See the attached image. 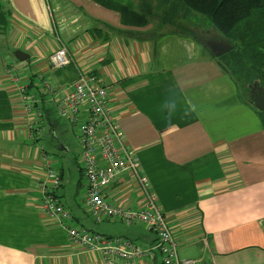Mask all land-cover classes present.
<instances>
[{
  "label": "crops",
  "instance_id": "0c3cea01",
  "mask_svg": "<svg viewBox=\"0 0 264 264\" xmlns=\"http://www.w3.org/2000/svg\"><path fill=\"white\" fill-rule=\"evenodd\" d=\"M141 3L135 0L133 7L146 12ZM0 4L12 27L1 34L10 32L5 41L10 51L16 49L0 59V264H107L76 243L69 228L116 236L117 224L124 223L93 218L84 201L80 160L74 178L67 157L72 144L56 136L61 121L51 112L58 109L44 78L58 90L69 89L80 70L96 73L108 88L110 106L158 195L180 257L203 258L206 264H264V127L250 95L236 93V78L218 62L217 47L229 42L213 25L196 26L188 36L150 18L143 25L125 24L119 11L94 0ZM52 32L60 44L43 37ZM60 46L69 49L74 63L54 68L50 54ZM15 73L19 81L13 80ZM29 81L54 135L48 142L62 150L63 164L47 150L44 134L38 137L30 129L33 116L25 111L19 89ZM43 152L61 175L57 195L72 219L44 211ZM66 173L72 182L65 185ZM107 192L116 205L139 206L128 173ZM89 218L94 224H87ZM126 227L119 236L144 249L155 243L156 234L143 224ZM137 264H161V254L154 251Z\"/></svg>",
  "mask_w": 264,
  "mask_h": 264
},
{
  "label": "built area",
  "instance_id": "2783aa9c",
  "mask_svg": "<svg viewBox=\"0 0 264 264\" xmlns=\"http://www.w3.org/2000/svg\"><path fill=\"white\" fill-rule=\"evenodd\" d=\"M50 62L54 68H64L72 65L74 58L66 46H60L50 54ZM7 72H13L11 65L7 67ZM13 80L19 81L20 76L15 73ZM44 84L61 117L71 120L76 126V137L82 148L79 160L87 179L84 201L93 218L98 222L113 218L127 225L140 223L157 237L155 243L145 249L128 237L107 236L85 227H70L71 238L87 250L100 254L107 264H137L139 259L152 255L154 251L160 252L161 264H206L203 258L180 257L179 244L159 204L158 195L150 179L141 171L140 158L127 145L125 132L110 106L109 90L99 76L80 70L77 80L69 89L63 90H58L46 78ZM19 89L25 111L33 116L30 129L41 136L46 128L43 108L38 105L30 81L20 84ZM43 162L46 180L41 187L45 213L49 217L72 219V214L65 209L57 195L62 184L60 173L45 152ZM127 173L136 184L140 196L137 209L116 205L108 199V187L115 180L123 179Z\"/></svg>",
  "mask_w": 264,
  "mask_h": 264
},
{
  "label": "trees",
  "instance_id": "16d2710c",
  "mask_svg": "<svg viewBox=\"0 0 264 264\" xmlns=\"http://www.w3.org/2000/svg\"><path fill=\"white\" fill-rule=\"evenodd\" d=\"M94 1L119 11L125 24L143 25L148 23V19L143 13L123 4L122 0ZM143 1L150 2V5L157 2L156 8L163 10L166 16L165 21H168L170 24H172L171 19L181 11L184 14L193 11L207 18L214 28L228 40L231 47L228 52L217 57L223 70L232 77L242 81L246 85V88L250 90L251 85H254V83L262 85L264 89V0ZM7 23L6 11L0 4V34L6 28ZM257 112L264 127V110H257ZM43 114L46 116V111L44 112L43 110ZM42 149L44 150V146ZM81 150L82 148L80 149L79 157ZM67 211L71 213L70 210Z\"/></svg>",
  "mask_w": 264,
  "mask_h": 264
},
{
  "label": "rangeland",
  "instance_id": "374dc122",
  "mask_svg": "<svg viewBox=\"0 0 264 264\" xmlns=\"http://www.w3.org/2000/svg\"><path fill=\"white\" fill-rule=\"evenodd\" d=\"M141 1H142V3H141L142 6L143 5L145 6L146 12L138 10L139 12L143 13V15L147 19H149V18L152 19V21L156 24H162L163 26H169V22L165 21L166 16H165V13L163 12V10L156 8V6L158 4L157 2H154V3H152V5H150L149 2L145 3V2H143V0H140V2ZM122 3L129 6V7H133L135 0H122ZM190 12L191 13H189V14H184L181 11L178 14H176L173 19H171L172 20L171 23L173 25H175V28H171V29L169 27H162V28L163 29L168 28L172 31H176V32L188 35V36L189 35L194 36L192 31H193V28L196 26L201 27V29H203V30L213 28L211 22L207 18H205L204 16H202L198 13H195L193 11H190ZM167 18L169 20L168 14H167ZM197 20L199 22H197ZM195 23H196V25H195ZM11 28H12L11 25L8 24L6 30L9 31ZM9 33L10 32H8L5 35L0 34V59L6 58L7 54L8 55L15 54L16 49H11V51H10V49L7 46V42L5 41L6 35H8ZM156 33H159V30H157ZM58 36H59V34H55L54 32H52V33H49L48 35H44L43 37L47 38V40L52 42V44H53V42L60 44L61 42H58ZM61 36H62L63 41L67 42L65 37L62 34H61ZM10 52H12V53H10ZM9 60L10 59H8L7 62H9ZM234 81L236 84V93H239L241 98L242 97L244 98L246 95H252L250 89L246 88L245 84L242 81H240L238 79H234ZM46 103L47 104L51 103V100L49 99V97L47 98ZM51 112H52V114L56 120L61 121L57 124L56 136L57 137L61 136L63 138V140L64 139L69 140L72 144L71 151L68 153L67 157H69V160H70L69 163L71 162V164L73 165V168L75 170V172H74L75 177L74 178H76L79 175V171H80V168L77 164V163H79V161H77V160L79 158V153H80V150H79L80 144H79L78 139L76 137L77 136L76 126L72 124L71 120H68L66 118L61 117V115L59 114V112H57V110L52 109ZM258 117H259V115H258ZM45 123H46L47 128L43 132L44 135H43L42 141H44L46 143L47 150L51 152L52 156L56 159V161L60 164H63V159H62V157H60V153L62 152V150L58 149L56 146L53 147V149H51L52 145L50 146L48 141H54V135L52 132H50V130H49L50 127H49V124L47 123V121ZM62 125L63 126L65 125V127H62ZM57 137H56V140L59 143H62L61 141H59V139ZM44 138L46 141L44 140ZM33 140L35 141V138H33ZM79 165H80V163H79ZM80 180H81V182H83V184H84V182H85V184H87V179L85 178L84 175L83 176L81 175ZM69 182H72V181L68 178V174L66 173L65 174V185L68 184ZM76 183H77V180H75L73 182V186L76 185ZM91 221L93 222L95 220H92L89 218L87 221V224L88 225L94 224V222L92 223ZM117 226H119L120 229H116V232H117V233H115L116 236H119V234L125 233V230L127 229L126 224L120 223V224H117Z\"/></svg>",
  "mask_w": 264,
  "mask_h": 264
},
{
  "label": "water",
  "instance_id": "95a60500",
  "mask_svg": "<svg viewBox=\"0 0 264 264\" xmlns=\"http://www.w3.org/2000/svg\"><path fill=\"white\" fill-rule=\"evenodd\" d=\"M230 46H224L221 48V51L218 52V55H221L223 53H226L230 50ZM17 57L20 59V60H24L25 57L24 55H20V54H17ZM254 85H257V89L254 90L253 87H252V90H253V94L251 95V102L252 104L260 111H263L264 110V89L262 87V85H259L258 83H254Z\"/></svg>",
  "mask_w": 264,
  "mask_h": 264
},
{
  "label": "flooded vegetation",
  "instance_id": "af4514ba",
  "mask_svg": "<svg viewBox=\"0 0 264 264\" xmlns=\"http://www.w3.org/2000/svg\"><path fill=\"white\" fill-rule=\"evenodd\" d=\"M222 47H224V46L217 47L218 52L221 51V48H222ZM252 87H253L254 90L257 89V85H251V90H250V91H252V92H253ZM252 94H253V93H252Z\"/></svg>",
  "mask_w": 264,
  "mask_h": 264
}]
</instances>
